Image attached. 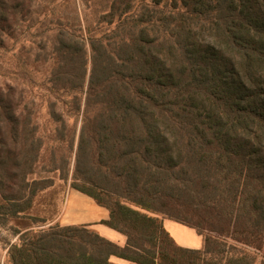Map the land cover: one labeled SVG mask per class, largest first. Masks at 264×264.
I'll return each mask as SVG.
<instances>
[{"label":"trees","instance_id":"obj_1","mask_svg":"<svg viewBox=\"0 0 264 264\" xmlns=\"http://www.w3.org/2000/svg\"><path fill=\"white\" fill-rule=\"evenodd\" d=\"M32 5L0 0V48ZM99 22L56 38L78 141L70 178L51 171L127 242L20 216L53 182H29L43 139L23 92L0 84V212L19 226L7 264H264V0H111ZM161 216L202 248L177 244Z\"/></svg>","mask_w":264,"mask_h":264},{"label":"rangeland","instance_id":"obj_2","mask_svg":"<svg viewBox=\"0 0 264 264\" xmlns=\"http://www.w3.org/2000/svg\"><path fill=\"white\" fill-rule=\"evenodd\" d=\"M110 3L111 0H33L27 21L0 48V84L13 85L23 92L26 111L32 112L43 139L37 172L29 177V182L32 178L53 182L38 191L31 209L20 214L26 216L25 221L33 223V229L61 225L51 221L62 212L65 203L67 213L90 211L94 206L92 199L72 189L61 178L59 169L51 171L62 167L69 171L70 178L78 141V134L73 136L75 118L68 115L71 95L55 84V72L59 68L55 49L59 32L87 36L104 29L106 25L99 21ZM53 112L60 114L65 123L56 121ZM44 218L48 219L44 221ZM17 228L9 215L0 212V264H7V247L18 241ZM229 243L241 246L232 240Z\"/></svg>","mask_w":264,"mask_h":264},{"label":"crops","instance_id":"obj_3","mask_svg":"<svg viewBox=\"0 0 264 264\" xmlns=\"http://www.w3.org/2000/svg\"><path fill=\"white\" fill-rule=\"evenodd\" d=\"M92 201L94 202L93 199ZM108 216H109L108 210L105 207L99 206L95 202H94V206H92V210L91 209L90 211L83 210L81 212L79 211V213L77 212L72 213L70 211L67 213L66 203H65L62 212H59V215L55 219L53 220L51 219L52 220L51 222L60 223L61 225L84 224L87 227L95 230L105 238L117 243L120 246H124L127 242L126 236L101 222L102 220L107 219ZM161 218L165 229L169 232V234L173 237V239L177 244L190 248H202L203 237L194 228L165 216H161ZM111 262L113 264H135L130 261L118 258L116 256L111 257Z\"/></svg>","mask_w":264,"mask_h":264}]
</instances>
